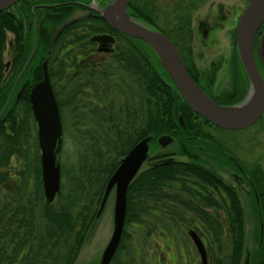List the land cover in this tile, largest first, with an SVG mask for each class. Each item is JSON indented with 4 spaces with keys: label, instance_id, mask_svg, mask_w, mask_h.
I'll list each match as a JSON object with an SVG mask.
<instances>
[{
    "label": "trees",
    "instance_id": "16d2710c",
    "mask_svg": "<svg viewBox=\"0 0 264 264\" xmlns=\"http://www.w3.org/2000/svg\"><path fill=\"white\" fill-rule=\"evenodd\" d=\"M34 1L23 0L0 12V115L3 113L0 119V264H77L97 226V214L107 183L131 148L147 137L158 145V138L164 134H172L185 141L186 133L193 130L192 126L200 131L203 128L202 125L198 127L195 121H186L192 109L179 95L154 51L143 41L112 30L101 17L75 22L52 45L57 28L72 12L71 6L65 4L71 0H37L52 7L44 8L48 16L32 57L36 35L28 29V22ZM202 2L131 0L128 11L133 18L176 42L188 71H191L193 61L188 59L186 52L194 50L192 17ZM18 6L23 7L26 16L12 11ZM106 31H112L117 39L115 68L112 69L108 62L102 71L86 75L82 79L87 82L83 89L81 79H74L71 84L67 82L72 100L68 106L63 99V74L55 73L51 67L49 69L62 117L66 110L72 109L75 124L82 125L78 94H84L96 103L84 107L87 114L83 122L86 128L84 135L85 141L89 142L86 153L80 155L77 164L69 171L62 168L61 194L53 203H48L43 189L37 123L29 100L30 89L43 78L41 64L49 49L53 57H58L66 44H83L82 40L67 38H91ZM9 34L13 35L11 40ZM8 44H11L14 71L6 80L3 56ZM69 56L76 57V49L71 48ZM28 61L31 64L22 75ZM30 68L35 71L31 72ZM68 78L71 80L72 75ZM18 81L19 86L25 84L23 94L18 101L16 96L13 97L7 106ZM144 97L147 98L146 106ZM180 116L187 124L185 128L180 125ZM204 147L206 149L203 143L187 141L176 145V151L192 156L194 153L204 155ZM14 159H17V164ZM192 161L198 163L197 158ZM153 171L148 177L139 175L128 190L125 230L111 264H124L120 262L123 258L135 261L142 257L141 246H153L157 238H163L165 244L172 240H190L184 228L199 233L206 242L210 257L217 264H241L246 244V219L241 203L235 199L220 203L208 194L198 204L208 200L209 206L225 208L228 212L226 218L215 215L187 218L177 216L178 211L174 208H166L160 210H169L176 216L147 219L141 216V212L146 210L142 196L149 195L150 202L157 201L155 199L159 197L161 203H166L170 195H181L173 187L176 181L186 177L206 179V170L202 168L162 166ZM213 179L220 181L216 175ZM217 184L221 187V183ZM200 211L197 207L196 214L202 213ZM262 225L264 233V219L259 220L255 264H264ZM158 228L167 230V233H154Z\"/></svg>",
    "mask_w": 264,
    "mask_h": 264
},
{
    "label": "flooded vegetation",
    "instance_id": "af4514ba",
    "mask_svg": "<svg viewBox=\"0 0 264 264\" xmlns=\"http://www.w3.org/2000/svg\"><path fill=\"white\" fill-rule=\"evenodd\" d=\"M107 1L108 0H99V1L92 0L89 3L86 0H71L66 2L65 4L71 6L72 8L71 14L77 9L80 10L93 9L92 15L86 18H98V17L102 18V16L98 13V11L104 9L106 5L109 4ZM50 7L52 6L38 3L37 0H35L30 8L31 18L28 22L29 25L28 29L33 30L35 32L37 40H38V36L42 34V29L45 25V21L48 16V13L47 11L44 10V8L48 9ZM13 12L18 13V15L20 16L21 15L26 16L22 6L16 7ZM221 19L225 20L226 18H221ZM199 29L200 31H202V37L204 41L208 42V32H209L208 12L205 23L201 24ZM235 30L237 33V27L233 30V38H231L232 50L227 52L225 57L209 62L207 66H200V63L197 58H202V57L200 55L198 57V52L196 50L186 52V56L188 57V59L190 58L193 61L192 70L189 71L191 77L196 81V83L205 91V93L209 97H211L218 104L226 107L247 103L249 102L251 95L250 78L246 73L240 58V54L236 44V38H234ZM96 35H112L115 37V42L103 45L101 43L92 40V37ZM54 36L51 42L52 45L57 41L56 40L53 43ZM93 36L91 38H67V40H82L83 44H76V43L66 44L64 46L65 49L61 50L60 56L58 57L57 56L53 57L51 55V50L49 49L47 51L46 59L41 64L43 75H44L45 62L48 63V71L51 67L54 69L55 73L63 74L64 76L63 99L66 106L72 103V100L70 98L71 96L68 92L70 87L68 88L69 84L67 82L71 84L74 81V79H81L80 85L81 88L83 89L84 86L87 84V82L86 80H82V79L85 78L86 75L95 74L102 71L108 62L110 63L112 69L115 68V52L117 49V39L115 34L112 31H106L103 33L95 34ZM194 39L195 38H193V40ZM172 42L176 45V47L179 49L181 53V48L178 46V44L173 40ZM8 45L10 52L11 44ZM71 48L73 50L76 49V57L69 56V50ZM235 48H237V50ZM254 51H255V60L257 67L264 80V29L260 28L255 38ZM206 58H208V56H206ZM30 64L31 61H28L22 75L25 73L26 68ZM5 71L7 72L14 71L13 61H10L7 64V66L4 69V72ZM30 71L33 72L35 70L34 68H30ZM69 75H72L71 80H69L68 78ZM24 88H25V84L19 86V81H18L11 93L7 106L9 105L13 97L16 96V101L20 99V97L23 94ZM83 95L84 94L80 96L78 94L79 96L78 104L82 107L81 108L82 113L80 114L79 117H80V122L82 124L80 125L81 130L83 129L81 131V134L85 138L84 132L86 128L83 122L84 120H86L87 114L84 107H86L92 102L93 103L96 102L94 99H88L86 95L84 96ZM136 99L138 100V97H136ZM144 105L145 106L147 105L146 97H144ZM1 115H3V113ZM180 117H179V121H180ZM263 118H264V113L261 116V118L258 120V122L248 129L228 130L212 124L211 122L205 120L201 116L199 117V115L192 110L188 112L186 121L187 122L195 121L198 127H201L202 125L203 130L200 131L192 126L193 130H191V132L186 133L187 140L185 141L180 137L174 136L172 134H164L162 136H170L173 138L171 143L166 147H162L158 143V140H157L158 145H156L151 140L149 152H148V158L145 161V163L142 165V168L140 169L134 181L141 174H143L145 177H148L151 173L154 172L153 169L156 168V166H152L151 163L153 161H161V160H168V163L165 164L164 166L205 169L206 172H204V174L206 176V179L201 180V179L186 177L183 178L182 181H176V184L173 187L178 192H181V195L178 196L170 195L166 203H161L158 200L159 197H156L155 200L157 201L150 202L148 197L149 195L146 194L145 196H142L141 201L144 202L143 207H145L146 210H143V212H141V216L147 219L169 218L172 216H176V214L172 213L169 210H160V209L174 208L178 211L179 215L177 216H182L187 218L198 217L202 215L204 217H208V215H215L218 217L226 218L228 212L226 211L225 208L218 209L216 206H209L208 200L206 201V203H203L201 205L198 204V201H200V199L204 197L206 198L209 194L211 197H214L220 203L224 201L229 202L230 200L233 199L238 200L241 203L244 213L243 215L245 218H246V213H247L246 209H247L248 213H250L256 219L258 220L264 219V158L261 162V158H253L248 152L247 153H244L242 151L239 152V150L236 149L235 147H231L237 142L235 136L234 137L231 136L232 137L231 140H229L230 137L229 138L226 137L227 135L230 136V134H241L243 132H246V130H249L255 126L257 127V125L261 123ZM184 124L185 126L183 128L187 126L185 121ZM176 131L177 130H174L173 133H176ZM260 134L261 132L254 131L251 134V137H247V136L245 137V142L247 144L253 145V143H256V140L258 139V136ZM219 135H221V138L219 137ZM240 140L243 141V138H241ZM140 141H138L133 146V148ZM187 141L200 142L206 145V149L204 147L205 150L204 155H200L198 153H194V156H192L191 154H180L178 153V151H176V148L175 150H169L170 146L183 145L186 144ZM133 148H131V150ZM241 154H243V156H241ZM196 158L198 160V163L192 161V160H196ZM214 175L219 176L220 181L217 182V180L213 179ZM216 183H221V187L218 186V184L216 185ZM127 201H128V195H127ZM197 207L201 209L200 212L202 213L196 214ZM127 209H128V205H127ZM183 231H185L188 234L189 238L191 239L189 233L190 231H192V229L184 228ZM154 233H158V234L167 233V230L158 228L155 230ZM263 235L264 233H263V225H262V239H263ZM201 239L203 240L207 251L208 264H217V262H214L213 259L210 257L205 240L202 237ZM156 248L158 251L162 253V249L158 247ZM181 252L183 254L182 256L183 260L181 259L182 264H185L187 262H188L187 264H202L200 255H199L200 261H199L198 258L194 259L193 256L192 257L190 256V258L188 259L186 254L183 253V250H181ZM245 253H246V248L243 254V259L241 264H255L256 253L254 258L253 255L252 256L249 255L246 260H245ZM144 261L146 262L149 261V264H168V261L170 262L169 264H177V260L175 259L171 261L163 257L157 259L154 258L153 254L151 255L150 259H146V260L145 257L143 258V260L138 259L135 261L128 260L126 258L120 260V262L124 264H143ZM183 261L185 262L183 263Z\"/></svg>",
    "mask_w": 264,
    "mask_h": 264
},
{
    "label": "water",
    "instance_id": "95a60500",
    "mask_svg": "<svg viewBox=\"0 0 264 264\" xmlns=\"http://www.w3.org/2000/svg\"><path fill=\"white\" fill-rule=\"evenodd\" d=\"M23 0H0V12L10 9ZM131 0H112L98 13L114 31L148 44L159 58L189 107L205 120L228 130H244L255 125L264 113V80L255 60V38L264 24V0H251L242 13L236 33V44L243 67L250 78L251 95L247 103L236 106H222L209 97L191 77L179 49L163 32L152 29L133 18L129 11ZM93 9L75 10L58 28L53 43L75 22L92 15ZM92 40L101 44L115 42L112 35H96ZM36 38L33 56L37 50ZM29 100L35 122L37 123L38 144L41 151V169L44 195L48 203H53L61 194L62 168L58 153L62 145L63 119L60 106L48 71L44 63L43 79L30 90ZM0 115V119H1ZM182 127L185 126L180 117ZM173 140L162 136L158 143L168 146ZM151 139L140 141L120 162L109 179L97 218H100L107 202L115 191L114 229L99 264H111L121 244L127 217L128 190L148 158ZM168 160L153 161L152 166L161 167ZM202 264H208L205 244L199 234L189 233Z\"/></svg>",
    "mask_w": 264,
    "mask_h": 264
},
{
    "label": "rangeland",
    "instance_id": "374dc122",
    "mask_svg": "<svg viewBox=\"0 0 264 264\" xmlns=\"http://www.w3.org/2000/svg\"><path fill=\"white\" fill-rule=\"evenodd\" d=\"M92 0H90L91 2ZM97 1V0H96ZM99 1V0H98ZM112 0H108L110 3ZM89 2V3H90ZM249 4V0H203L199 4V7L194 10L192 17V24L194 27V50L198 52L202 58H197L200 66H207L209 62L223 58L226 56L227 52L232 50V39L233 30L237 27L239 18L244 12L245 8ZM14 11V9H12ZM208 12V42H205L202 37V31H200V25L205 23L206 16ZM221 18H226L222 20ZM9 40L13 38L11 34L8 35ZM208 56V58H206ZM4 67L12 61L9 45L3 56ZM11 71H5L4 76L6 80L10 77ZM68 108V107H67ZM71 110H66L63 115V136L62 145L58 153V161L61 164V168L65 167L66 171L73 168L80 159L81 154L86 153V147L88 148V141L81 134V126L76 125L75 115ZM38 130V128H37ZM256 132H261L253 145L247 144L245 142V137H251V134ZM235 136L237 142L231 147L244 153H249L253 158H261V162L264 158V118L257 127H253L246 132L241 134H230L226 136L231 140ZM221 138V135H219ZM81 139V142L79 140ZM239 138V139H238ZM243 138V141L240 139ZM234 141V140H232ZM241 141V143H240ZM247 141V140H246ZM176 146L172 145L169 150H175ZM41 154V151H40ZM243 156V154H241ZM17 159H14V163L17 164ZM114 206H115V191L112 192L107 205L98 220L97 226L92 233L91 237L88 239L86 245L84 246L80 258L77 264H99L103 255V252L108 245L113 229H114ZM246 253L245 260L248 256H255L257 250V235L259 230V220L248 213L246 209ZM137 239V235H134ZM138 241V240H137ZM140 241V240H139ZM162 249V253L157 250V248ZM186 254L189 259L190 256L198 260L199 254L194 246L192 240L182 239L176 240L170 243H163V238H157L156 243L153 246L142 247L141 255L139 260L150 259L153 254L154 258L159 259L163 257L168 260H177V264H182L183 260L182 252ZM122 253H125L124 251ZM135 259V260H138ZM150 261V260H149ZM149 261H144L143 264H149ZM200 261V260H199ZM185 261H183L184 263ZM167 263V262H166ZM170 262L168 261V264ZM188 263V262H187ZM185 263V264H187Z\"/></svg>",
    "mask_w": 264,
    "mask_h": 264
}]
</instances>
